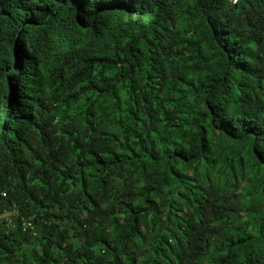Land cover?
I'll return each mask as SVG.
<instances>
[{"label":"trees","instance_id":"16d2710c","mask_svg":"<svg viewBox=\"0 0 264 264\" xmlns=\"http://www.w3.org/2000/svg\"><path fill=\"white\" fill-rule=\"evenodd\" d=\"M0 264H264V0H0Z\"/></svg>","mask_w":264,"mask_h":264}]
</instances>
